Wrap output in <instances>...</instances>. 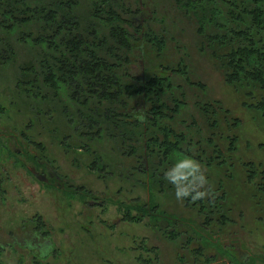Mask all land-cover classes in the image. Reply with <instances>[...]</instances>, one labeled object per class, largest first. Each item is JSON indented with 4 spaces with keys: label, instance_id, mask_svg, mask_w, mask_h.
Here are the masks:
<instances>
[{
    "label": "trees",
    "instance_id": "obj_1",
    "mask_svg": "<svg viewBox=\"0 0 264 264\" xmlns=\"http://www.w3.org/2000/svg\"><path fill=\"white\" fill-rule=\"evenodd\" d=\"M185 30L194 33L197 49L208 52L225 84L243 93L242 105L258 112L264 121V0H0V32L39 49L36 61L20 65L16 86L27 100H38L36 112L44 106L46 114L59 111L71 128L65 137L77 140L75 146L61 141L66 150L85 153L90 160L88 170L102 179L127 178L134 171L146 176L158 193L164 192L168 182L171 190L177 180L184 181L177 191L186 192L180 196L184 204L202 215L200 228L191 223L184 228L185 221L161 211L157 202H120L118 207L125 209L122 220L139 223L148 217L151 227L167 239H182V251L195 241L192 231L198 235L213 224L219 229L235 224L219 181L213 191L189 183L191 179L204 181L196 176L202 166L218 170L227 162L230 168L235 166L240 160L236 158L240 139L236 128L241 126L219 100H191L187 89L202 84L189 81L188 65L180 59L187 56L180 45ZM10 43L0 36V49L6 50L4 44ZM170 43L183 48L175 63L168 60ZM138 58L149 66L135 73L134 63L141 64ZM14 59L15 51L6 58ZM178 78H184L187 88L176 82ZM62 89L67 98L64 103ZM191 103L208 132L195 125L192 114L190 122L181 117L188 115ZM218 113L231 120L227 125L235 133L222 135ZM24 140L44 150L40 142ZM224 142L228 155L222 150ZM242 165L248 182L258 179L254 196L259 202L264 198V168L253 161ZM67 187L72 193L75 188L82 192L81 186ZM32 221L37 228L44 227L39 215ZM204 245L197 242L190 248L194 262L215 264Z\"/></svg>",
    "mask_w": 264,
    "mask_h": 264
},
{
    "label": "rangeland",
    "instance_id": "obj_2",
    "mask_svg": "<svg viewBox=\"0 0 264 264\" xmlns=\"http://www.w3.org/2000/svg\"><path fill=\"white\" fill-rule=\"evenodd\" d=\"M0 36L11 42L4 44L6 50L0 49V59L3 60L0 62V108L3 110L0 113V245L4 244L1 245L4 249L0 246V264H206L199 260L194 262L191 256L190 248L197 242L206 243L204 252L207 256L214 255L215 264H264V198L258 202L254 196L258 179L248 182L242 165L253 161L264 168V121L258 112L242 105L243 93L225 84L221 71L215 67L208 52L197 49L198 42L193 32L185 30L180 39L186 58L181 56L183 48L170 43L168 60L175 63L181 56L182 64L188 65L189 81L202 84L201 87L187 89L191 100L197 97L219 100L230 110L232 117L240 120L241 126L236 128L240 135L236 158L240 160L233 168L227 162L219 170L202 166L199 174H194L207 182L191 179L189 184H195L204 191L208 187L213 191L219 182L222 184L227 199L225 206L231 210L235 224L221 229L213 224L209 229L202 228L198 235L192 231L195 241L184 251L180 249L182 239H167L162 232L151 227L148 217L139 223L124 221L125 209H118L120 202H157L161 211L175 214L185 221L184 228L189 223L200 228L202 215L198 214V209L185 205L177 196V190L184 181L177 180L171 190L167 188L168 182L164 192L158 193L146 176L134 174V171L127 178L114 175L105 179L100 178L97 172L89 171L88 156L80 151L66 150L61 142L77 145V140L65 137L71 128L66 126L59 111L50 110L46 114L44 106L40 110L42 112H36L38 100H27L20 93L21 88L16 86L20 65L37 59L39 49L21 45L4 32H0ZM14 51V61L6 60ZM151 58L152 55L147 56V61ZM138 61L141 64L134 63V72H144L149 63L143 58H138ZM176 82L185 88L188 86L184 78H178ZM253 93L257 94V89ZM61 99L66 102L65 89H62ZM192 105L188 106V115L185 117L182 113L181 117L190 122L189 114H192L195 125L199 124L208 132L206 122ZM218 116L222 135L235 133L227 125L228 118L225 120L221 113ZM22 135L40 142L44 150L36 149ZM221 146L228 155L226 142ZM206 150L210 154L211 149L207 147ZM32 167L38 173L39 169L46 172L47 168L54 176L45 174L47 181L37 179L29 171ZM136 167L135 161V172ZM67 185L73 188L81 186L82 192L75 189L72 193ZM136 213V210L132 212ZM33 214L44 221L45 230L38 233L45 237L41 243L47 242L46 245L40 248L25 244L7 246L21 227V219L25 221L23 230L32 232L34 226L30 218ZM203 234L208 238H200ZM32 240L29 238L27 242L32 244ZM42 254L46 256L41 257ZM247 254L250 258L244 262Z\"/></svg>",
    "mask_w": 264,
    "mask_h": 264
},
{
    "label": "flooded vegetation",
    "instance_id": "obj_3",
    "mask_svg": "<svg viewBox=\"0 0 264 264\" xmlns=\"http://www.w3.org/2000/svg\"><path fill=\"white\" fill-rule=\"evenodd\" d=\"M19 167H22L21 166V164H19ZM4 169L6 168L5 166L3 167ZM29 171L32 173V175L33 176H35L37 179H39L38 178V176L39 175H45V174H47L48 176H54V174L53 173H50L49 171V169H47L46 168V172H44L43 171V169H39V171H40V173H43V174H40V173H38V171L35 169V168H29ZM7 172V171H6ZM35 173L37 174V175H35ZM47 175H45V177H42V179H45V178H47ZM7 176V175H6ZM2 182V181H1ZM76 189V188H75ZM33 216H34V214L31 216V218H30V221H32L33 220ZM21 222V227L18 229V231L16 232V233H14L13 235H12V240H11V243H7L6 245L7 246H11V245H15V244H19V245H21V246H23L24 244L25 245H27V246H29V247H37V248H40V247H42V246H45L46 245V243L47 242H44V243H41V242H43L42 240H44L45 239V237H43L41 234H39L38 233V231L40 232L41 230H45V224H44V227L42 228V229H39V228H37L36 226H35V224H34V222L32 223L33 225L32 226H34V228L32 229V232L29 230H23V227H24V225H23V222H25L24 221V219H21L20 220ZM22 225H23V227H22ZM27 234V235H26ZM13 238H14V240H13ZM29 238H32L33 240H32V244L31 243H29V242H27V239H29ZM212 242L214 243V242H216V241H213L212 240ZM1 245H4V244H1ZM0 245V246H1ZM2 247V249H4V246H1ZM204 249V248H203ZM237 250V249H236ZM237 251H239V250H237ZM44 256H46L45 254H42L41 255V257H44ZM214 257V255H209V257ZM249 255L247 254L244 258H243V260H245L244 262H246V261H248L249 260Z\"/></svg>",
    "mask_w": 264,
    "mask_h": 264
},
{
    "label": "clouds",
    "instance_id": "obj_4",
    "mask_svg": "<svg viewBox=\"0 0 264 264\" xmlns=\"http://www.w3.org/2000/svg\"><path fill=\"white\" fill-rule=\"evenodd\" d=\"M140 119H143V117H140ZM165 175H166V178H169V174L168 173H166ZM181 195H187V193L186 192H180V191H178L177 192V196L179 197Z\"/></svg>",
    "mask_w": 264,
    "mask_h": 264
},
{
    "label": "water",
    "instance_id": "obj_5",
    "mask_svg": "<svg viewBox=\"0 0 264 264\" xmlns=\"http://www.w3.org/2000/svg\"><path fill=\"white\" fill-rule=\"evenodd\" d=\"M140 22H141V21H140ZM35 175H37V174L35 173ZM42 177H45V175H39V176H38V178H39L40 180L47 181V178L42 179Z\"/></svg>",
    "mask_w": 264,
    "mask_h": 264
}]
</instances>
